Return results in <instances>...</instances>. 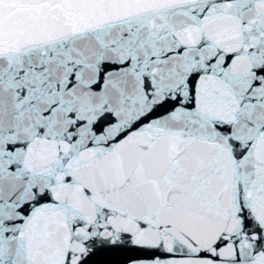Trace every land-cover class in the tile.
<instances>
[{"label": "snow or ice", "instance_id": "snow-or-ice-1", "mask_svg": "<svg viewBox=\"0 0 264 264\" xmlns=\"http://www.w3.org/2000/svg\"><path fill=\"white\" fill-rule=\"evenodd\" d=\"M0 264H264V0H0Z\"/></svg>", "mask_w": 264, "mask_h": 264}]
</instances>
